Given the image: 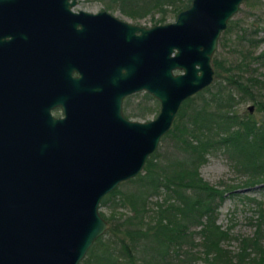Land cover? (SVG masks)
Listing matches in <instances>:
<instances>
[{
	"label": "water",
	"instance_id": "obj_1",
	"mask_svg": "<svg viewBox=\"0 0 264 264\" xmlns=\"http://www.w3.org/2000/svg\"><path fill=\"white\" fill-rule=\"evenodd\" d=\"M241 1L190 0L143 25L76 0H0V264L82 259L108 227L102 195L141 172L181 102L213 81ZM140 90L158 110L126 118L122 97Z\"/></svg>",
	"mask_w": 264,
	"mask_h": 264
},
{
	"label": "trees",
	"instance_id": "obj_2",
	"mask_svg": "<svg viewBox=\"0 0 264 264\" xmlns=\"http://www.w3.org/2000/svg\"><path fill=\"white\" fill-rule=\"evenodd\" d=\"M109 1L134 17L154 8L162 11L157 23L164 21L166 6L175 17L190 2ZM230 27L229 18L221 32ZM243 34L244 30L236 35L237 44L246 42L237 60L226 63L221 57H211L213 81L181 102L160 138L164 144L146 157L141 172L120 183L124 190L116 186L100 198L99 205L125 210L116 214L111 208L106 215L99 211L108 222L93 241L101 245V251L94 258L92 244L80 264H264V202L255 203L252 233L238 237L234 249L223 247L231 233L216 222V209L225 192H234L235 186L212 185L198 170L208 153L220 151L245 172L244 184L264 186V118L234 108L242 96L254 98L253 88L260 80L249 65L254 59H264V48L253 54L248 48L254 41ZM143 96L153 99L147 92ZM255 104L264 109V101ZM156 109L153 103L126 116H142Z\"/></svg>",
	"mask_w": 264,
	"mask_h": 264
},
{
	"label": "rangeland",
	"instance_id": "obj_3",
	"mask_svg": "<svg viewBox=\"0 0 264 264\" xmlns=\"http://www.w3.org/2000/svg\"><path fill=\"white\" fill-rule=\"evenodd\" d=\"M72 9H83L88 11L104 9L125 21L143 25L154 24L162 14V11L154 8L144 13L142 16H130L124 11H121L116 2H110L109 0H76ZM168 9L170 8L166 6L163 22L172 21L175 18L174 14L168 11ZM230 20L231 27L225 33H220L211 57L216 55L217 57L223 58L226 63L237 60L240 54L245 51L246 47V42L244 41L240 45L236 43L238 39L236 35L241 34L242 30H244L245 35H243L246 36V39H253L254 41L255 45L248 48L251 49L253 54L256 55L264 48V0H242L237 11L231 16ZM249 66L251 68L249 71L260 80L253 88L254 98L250 99L246 96H242L243 98L241 97L236 100L234 108L240 113L248 111L256 117L264 118V109H258L255 104L256 101H264V59H254ZM153 103H157L158 109L159 104L154 97L153 99L147 100L143 96V91H136L125 97L122 106L123 113L126 116V114H130V111L145 109V107L150 106V104L153 106ZM248 105L252 106L250 110L247 109ZM156 111H150L142 116L131 114L127 117L135 120H146L152 118ZM163 144L164 141L159 139L155 149ZM198 170L202 178L212 185L217 187L227 185L235 186L234 192H225L223 199L216 209V222L220 224L222 228L228 227L231 233V237L225 240L222 245L223 247L234 249L237 245L238 237L251 234L253 231V223L257 217V204L255 203L257 201H261V203L264 202V186L262 183L251 185L244 184L247 179L245 172L236 168L234 163L220 151L208 153L206 161L200 164ZM125 180L120 181L116 185L120 190L125 189V186L120 184ZM153 198L154 197H151V199ZM98 208L99 211L105 215L109 213L111 208L116 214L119 213V211L122 212L125 210L123 206L110 207L108 205H99ZM261 226L263 227L264 234V225ZM102 237L104 239V235ZM197 239L198 238L195 237V240ZM92 244H94V242H92L91 245ZM92 250L96 252L94 255L95 258L101 251V245L98 243L94 244ZM193 250H195V248ZM86 252L82 259L87 256ZM81 260L78 262L79 264Z\"/></svg>",
	"mask_w": 264,
	"mask_h": 264
},
{
	"label": "flooded vegetation",
	"instance_id": "obj_4",
	"mask_svg": "<svg viewBox=\"0 0 264 264\" xmlns=\"http://www.w3.org/2000/svg\"><path fill=\"white\" fill-rule=\"evenodd\" d=\"M140 91H143V90H140ZM136 92V91H135ZM143 92H146V91H143ZM132 93H134V92H132ZM148 93V92H147ZM129 94H131V93H129ZM129 94H126V95H124L123 97H122V100H121V110H122V113H123V103H124V99H125V97L127 96V95H129ZM150 94V93H149ZM151 95V94H150ZM152 96V95H151ZM153 97V96H152ZM186 99V98H185ZM158 110V109H157ZM50 112H51V114L53 115V116H61L62 115V113H61V109H60V107L59 106H54V107H52V108H50ZM157 112V111H156ZM156 114V113H155ZM123 115L125 116V114L123 113ZM126 118H128L127 116H125ZM130 119V118H129ZM130 178V177H129ZM128 179V178H127ZM116 187V186H115ZM112 190V189H111ZM109 192V191H108ZM104 195V194H103ZM102 195V196H103Z\"/></svg>",
	"mask_w": 264,
	"mask_h": 264
}]
</instances>
